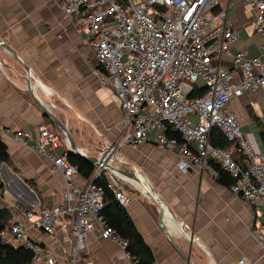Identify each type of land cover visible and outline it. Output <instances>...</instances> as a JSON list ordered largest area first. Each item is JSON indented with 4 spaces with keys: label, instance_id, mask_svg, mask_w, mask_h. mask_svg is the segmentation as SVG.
<instances>
[{
    "label": "crops",
    "instance_id": "crops-1",
    "mask_svg": "<svg viewBox=\"0 0 264 264\" xmlns=\"http://www.w3.org/2000/svg\"><path fill=\"white\" fill-rule=\"evenodd\" d=\"M219 7L238 30L230 51L264 59V36L252 27V6L245 0H219ZM85 34L83 14L67 17L64 0H0V123L9 130L2 140L9 159L0 163V207L14 211L27 228V239L42 245L56 264H134L118 241L96 231L76 246L70 216L56 217L51 236L30 227L41 208L64 202L66 191L62 173L14 136L24 129L37 137L38 123L45 122L61 139L63 131L69 135L86 157L110 148L109 163L132 197L125 209L150 248L153 264H239V259L264 264V246L252 233L262 219L260 206L232 193L214 170L196 165L182 170L175 152L151 142L113 148L124 113L109 81L95 73L94 50ZM215 64L231 71L233 80L241 79L230 55L216 58ZM227 109L254 145L264 149V85L232 96ZM68 149L63 142L59 151ZM143 178L155 195L143 192ZM73 181L83 185L86 178L78 173Z\"/></svg>",
    "mask_w": 264,
    "mask_h": 264
},
{
    "label": "built area",
    "instance_id": "built-area-1",
    "mask_svg": "<svg viewBox=\"0 0 264 264\" xmlns=\"http://www.w3.org/2000/svg\"><path fill=\"white\" fill-rule=\"evenodd\" d=\"M245 1L255 11L253 29L264 36V0ZM78 12L84 16L86 41L94 50L95 73L109 81L124 113V128L113 148L151 142L175 152L182 170L196 165L213 171L210 163L218 164L233 178L229 190L246 203L260 206L262 219L252 233L264 246V149L254 145L238 117L227 109L232 96L264 85V59L230 51V43L239 34L219 0H64L67 17ZM223 54L232 57L241 79L233 80L231 71L216 66L215 59ZM214 127L233 143L240 159L211 143ZM37 130V137L24 129L16 130L14 136L62 173L66 191L64 202L41 208L30 227L51 236L56 217L66 215L76 246L88 232L96 231L125 248V241L99 214L103 206L100 187L93 179L83 185L73 181L78 168L68 160L67 150L59 151L67 143L66 136L61 139L45 122L38 123ZM8 132L0 123V140ZM109 149L96 157L93 177L103 174L117 203L126 208L132 197L110 167ZM9 212L11 224L1 230V238L30 248L32 264H56L42 245L27 239V228L12 209ZM238 263L244 264L243 259Z\"/></svg>",
    "mask_w": 264,
    "mask_h": 264
},
{
    "label": "trees",
    "instance_id": "trees-1",
    "mask_svg": "<svg viewBox=\"0 0 264 264\" xmlns=\"http://www.w3.org/2000/svg\"><path fill=\"white\" fill-rule=\"evenodd\" d=\"M167 134L179 138L174 131L167 130ZM261 137L264 141V132L261 133ZM210 141L213 145L230 150L233 158L240 159V155L235 152L233 143L228 141L217 127L211 130ZM67 158L77 166L78 172L83 177L93 179V182L100 187L103 206L99 210V214L103 217L105 225L114 230L119 239L125 241L124 249L132 261L141 264H153L154 257L150 248L135 227L126 209L117 203L112 191L107 187L105 176L101 174L99 177L94 178V165L82 156L68 153ZM8 159L7 147L0 140V163L7 162ZM210 166L216 173V179L220 183L229 185L233 182V178L218 164L211 162ZM10 218L9 209L0 207V232L9 227L11 224ZM0 264H32V251L24 245H13L5 242L0 235Z\"/></svg>",
    "mask_w": 264,
    "mask_h": 264
},
{
    "label": "water",
    "instance_id": "water-1",
    "mask_svg": "<svg viewBox=\"0 0 264 264\" xmlns=\"http://www.w3.org/2000/svg\"><path fill=\"white\" fill-rule=\"evenodd\" d=\"M9 50H10V52H12L11 49H9ZM63 133H64V135H66V133L64 131H63ZM66 139H67V143L69 145V149H68L69 153L75 154V155H78V156H82V157L86 158L94 166L97 165L96 158L86 157L77 147H75L74 142L72 141V139H71V137L69 135H66ZM110 167L112 169H114V167H112L111 165H110Z\"/></svg>",
    "mask_w": 264,
    "mask_h": 264
},
{
    "label": "bare ground",
    "instance_id": "bare-ground-1",
    "mask_svg": "<svg viewBox=\"0 0 264 264\" xmlns=\"http://www.w3.org/2000/svg\"><path fill=\"white\" fill-rule=\"evenodd\" d=\"M142 182H144L145 184H146V186H147V189L146 190H143V192H149L150 194H152V195H155V191H153V189L148 185V183L145 181V179L143 178V180H142ZM136 183V182H135ZM143 183V184H144ZM138 188H139V190H140V187L138 186V184L136 183L135 184ZM142 190V189H141ZM148 190V191H147Z\"/></svg>",
    "mask_w": 264,
    "mask_h": 264
},
{
    "label": "rangeland",
    "instance_id": "rangeland-1",
    "mask_svg": "<svg viewBox=\"0 0 264 264\" xmlns=\"http://www.w3.org/2000/svg\"><path fill=\"white\" fill-rule=\"evenodd\" d=\"M63 134V133H62ZM64 135V134H63ZM64 136H66V135H64Z\"/></svg>",
    "mask_w": 264,
    "mask_h": 264
}]
</instances>
